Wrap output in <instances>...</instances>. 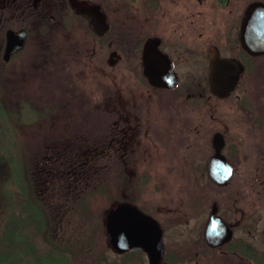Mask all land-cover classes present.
Masks as SVG:
<instances>
[{
    "label": "flooded vegetation",
    "instance_id": "af4514ba",
    "mask_svg": "<svg viewBox=\"0 0 264 264\" xmlns=\"http://www.w3.org/2000/svg\"><path fill=\"white\" fill-rule=\"evenodd\" d=\"M33 1L26 7L22 0H0V109L9 119L0 129L23 131L36 122L38 129L53 128L61 112L56 84L54 104L45 97L37 105L25 103L28 120L18 119V106L10 108L7 101L18 96L13 84L41 91L43 70H48L49 85L51 74L58 78L60 68L52 63L55 59L60 66L62 51L54 44L48 52L47 32L39 26L71 17L74 29L102 42L91 51L98 69L87 75L74 66V90L88 98L80 111L106 116L102 132L94 141L83 139L88 145L76 148L74 156L91 148L81 156L92 152V164L101 158L109 175L117 167L124 183L126 176L133 177L130 191L121 185L120 201L110 203L105 215L123 203L154 221L161 232L159 264H264V28L256 30L255 14H250L245 43L241 31L247 7H264V0H74L103 14L101 37L84 15L72 12L68 0H55L47 16L51 7L36 10ZM8 31H22L23 40L4 60ZM146 47L155 85L170 87L147 81L142 71ZM150 104L168 111V126L156 122ZM59 146L56 141L49 147L51 157L45 156V146L33 166L34 156L26 158L23 169L26 194L41 202L37 210L58 245L61 198L74 195V172L71 187L61 189ZM102 239L108 255L100 264H148L146 251L137 245L117 253L104 229ZM73 241L75 251L78 241Z\"/></svg>",
    "mask_w": 264,
    "mask_h": 264
},
{
    "label": "trees",
    "instance_id": "16d2710c",
    "mask_svg": "<svg viewBox=\"0 0 264 264\" xmlns=\"http://www.w3.org/2000/svg\"><path fill=\"white\" fill-rule=\"evenodd\" d=\"M59 21L61 22L62 20ZM50 22L52 21L41 22L39 26V28L47 32L45 44L49 43V53L52 51V45L48 41L50 36L53 35ZM54 60L52 65L57 69L60 68V72L64 76H61V79L56 82L54 75L51 74V85L54 86L56 84V86H59L57 94V100H59L58 106L61 111L65 112L67 106L71 107L74 104V95H72L74 93V85L68 82L70 75L66 74L63 68L62 58L60 66L56 65ZM43 71L44 74L42 76H45L46 80L44 86H48L49 83L47 82L50 76L47 75L48 70ZM54 99H56V95L52 99L53 104L55 103ZM94 116L96 118L95 125L97 130L91 129L83 137L76 132L73 136L74 141L72 138L69 142V148L63 149L62 152L60 148V153L62 154L61 179L64 186L62 189L67 190L71 187L72 179H70V175L74 172V195L72 196V193H70L65 198L67 197L68 210L74 214L73 220L79 234V241L75 246L76 252L73 251L74 241H71L69 238L65 239L62 236V243L59 245L53 242V239L49 236L50 228L46 226L41 212L37 210L38 206H42L41 202L33 197L30 200L26 194L25 189L27 186L23 181V169L28 163L26 155L25 158L22 156L20 146L17 145V140H15L16 131L19 132L20 129H0V153L2 155L0 158L4 156V159H11V163L9 164L11 175L7 182H9L10 187H15V193H12L9 189L5 190L3 201H1L0 264H73L72 258L74 257V252L80 256L83 253L88 258L93 254L94 256L96 255L94 248L98 247L99 239L103 238L101 217H103L110 203L120 201L121 185H124L128 192L130 191L133 177L126 176V183H124L123 179H120L118 176L119 171L117 167L109 175L104 167H94L96 165H92L88 161L86 162V159L84 160L86 156L82 157L81 153H86L91 148L79 151V154L74 156L76 148L83 150L88 145L86 143L94 141L96 134L102 132L106 123V116L104 117L96 113ZM43 119L44 122L45 120L47 122L46 118ZM8 120L4 110L0 109V127L1 125L3 127L4 124L7 125ZM85 138H88V142L84 144L83 139ZM27 148H24L25 152L28 150ZM31 189H33L32 183ZM14 208H18V213H11ZM94 256L93 258L96 263L100 264L102 262L101 258Z\"/></svg>",
    "mask_w": 264,
    "mask_h": 264
},
{
    "label": "rangeland",
    "instance_id": "374dc122",
    "mask_svg": "<svg viewBox=\"0 0 264 264\" xmlns=\"http://www.w3.org/2000/svg\"><path fill=\"white\" fill-rule=\"evenodd\" d=\"M31 0H22V4L24 6L27 7V4L30 6ZM55 4V0H39L37 1V7L36 10L39 8L45 9V7H51L48 9V12H46V16L48 14H52V4ZM53 4V5H54ZM62 21L60 22H50V27L51 29H53V34H55L56 37H50L48 42H51L50 45H58L60 50L62 52H60L61 57H62V61L64 64V69L66 71V74L70 75V78L68 80V82L72 85L74 83V66L79 65V67L81 68L80 71L83 70V74H88L89 72H92L94 70V68L96 69L97 66L95 65V63H93L92 61H97L95 55H92L91 51L96 50L93 45L96 46H100L102 44L96 42L95 40L93 41L90 36L87 34V32L85 33L82 30H76L74 29V20H72L71 17H64V19H61ZM49 43H47L46 47L48 46ZM92 55V56H91ZM104 60H105V56H104ZM104 66V67H103ZM106 65L105 63H102V68H105ZM78 68V67H77ZM63 69V70H64ZM98 69V68H97ZM103 70V69H102ZM61 76H64V74H59L58 78L59 80L61 79ZM56 80H58L57 77H55ZM24 84H22L20 82V84H18L17 86L15 84H13V86H11V88H13V91L16 93H18V96H16V100H11V98L9 99L7 96L6 98L9 99V104H11L10 108L15 106H18L17 108H19V117L18 119L20 120H24L27 118V120L29 119L28 117L30 116L31 112L27 111V108L25 107V103L26 104H30V106L35 105L36 101L38 103V99L40 97H45L47 99V101L52 104V99L55 97V94L57 93V89L56 86H42L43 88L39 93L34 92V88H26L23 87ZM9 88V87H8ZM92 88V87H91ZM131 88V87H130ZM86 89H88V87H86ZM129 93V92H128ZM132 94V93H130ZM74 95V104L73 106H67L66 107V111H58L57 110V115L55 116V121H54V125L52 126L53 128L48 129V128H43V129H38L37 127H41V124H39V122L36 124L30 123L28 124L26 127L22 128L23 131H16V135H15V140H17V145L20 146V150L22 153V156L25 155L24 153V148L28 147V153H26V158L28 157H32L33 158V164L40 162L39 157L42 155V150L44 149L45 146H47L44 150L45 151V156L46 157H51L53 156V153H50V149L49 147H54L55 142L57 141L59 144H61L59 146V148H61V152L63 151V149H68L70 146L69 142L70 140L74 141V134L76 132H78L80 134L81 137H83V135L88 134L90 132L91 129H93L94 131L97 130L96 128V118H94V113L92 111L88 110H84V111H80V107L84 106V104L86 105L88 98L86 97V94L77 92V89L74 90V93L72 94ZM135 94H132L131 96H134ZM76 97H78L79 102L76 100ZM144 99V98H143ZM142 99V100H143ZM56 100V99H55ZM3 103V102H2ZM8 104V105H9ZM77 106H76V105ZM7 105V106H8ZM37 105V104H36ZM151 105V104H150ZM51 107V106H50ZM151 109V113L153 114L155 109L157 112L156 117H157V123L159 125H163V126H168V122L167 121V117H168V111H165L164 109L161 110V108L156 109L155 106L151 105L149 106ZM153 109H152V108ZM137 116V115H136ZM138 117V116H137ZM155 117V118H156ZM120 122V120H119ZM48 126V124H45ZM51 125V122H50ZM6 129V128H5ZM100 129V128H99ZM29 134V135H28ZM32 134V135H31ZM91 134V133H90ZM14 136V135H13ZM14 140V139H13ZM30 144V145H29ZM30 149V151H29ZM1 152V151H0ZM99 150H98V154L96 155V157H99ZM91 154H93L91 152ZM90 152L88 154H86L87 161L90 162L92 164V160L90 157ZM0 156L1 153H0ZM37 156V157H36ZM62 156V154H61ZM4 157V156H3ZM0 158V212L2 209V203L1 201H3V194L5 193V190H12L13 186L10 187L9 182H7L10 179V163H11V159H4V158ZM10 157V156H9ZM92 165H96L94 167H102L103 163H102V159L98 158L97 161L95 162V164ZM103 168V167H102ZM96 169V168H95ZM11 188V189H10ZM64 188V186L62 185L61 189ZM62 191H64V189H62ZM63 198H65V196H63ZM62 200V207H63V216L61 221H63V226H62V236L65 239H70L71 241H73V237L76 239V241H79L78 239V231L76 230L77 227L75 226L76 224H73V220L72 218L74 217L73 212H71L70 210H68L69 207H67V200L66 198ZM65 200V201H64ZM66 205V206H65ZM114 205V203L112 204ZM108 208V207H107ZM107 209L105 210L104 214L106 213ZM102 219V217H101ZM72 226L74 227V229H72ZM72 229V230H71ZM176 232L179 233L178 230H175ZM69 240V241H70ZM100 242L98 243V247L94 250L95 251V256L94 254L91 255V257H87L85 254L82 253V255L80 256L79 254L77 255V259L75 260L74 257L72 258V262L73 264H92L93 260V256L96 258H102V255L106 254L108 255V252L105 250V243L103 242V239L101 237V239H99ZM74 247V246H73ZM86 258V259H85ZM94 263L95 264H99L96 263L95 259H94Z\"/></svg>",
    "mask_w": 264,
    "mask_h": 264
},
{
    "label": "water",
    "instance_id": "95a60500",
    "mask_svg": "<svg viewBox=\"0 0 264 264\" xmlns=\"http://www.w3.org/2000/svg\"><path fill=\"white\" fill-rule=\"evenodd\" d=\"M37 0L32 3L35 5ZM72 12L76 14L84 15L87 19L89 28L96 34V36L101 37L105 33L106 23L103 20L104 16L101 12L97 11L98 8L94 5H87L84 2H76L74 0L67 1ZM243 19L241 23L242 35L247 33V22L250 14H255V27L256 30L260 27L264 28V7L260 3L255 5H249L243 13ZM22 31L17 35H12L11 31L7 32L6 42L4 45V60L7 56L12 53V51L18 50L22 44L23 35ZM145 64L143 68V74L147 77V81L150 82L152 86H160V88L170 87L171 85H160L154 83V78L152 76L151 68V54L144 48ZM230 86H228L229 88ZM227 88V89H228ZM228 92H222L220 95L226 96ZM104 219V227L106 239L111 250L122 253L125 248H131L136 246L142 248L147 253L148 264H159L161 250V232L155 226L154 221L149 220L144 214L135 210L134 207H129L123 203L117 204L116 206L110 207ZM148 226L149 228H147Z\"/></svg>",
    "mask_w": 264,
    "mask_h": 264
}]
</instances>
